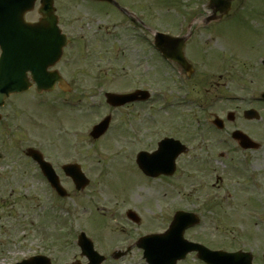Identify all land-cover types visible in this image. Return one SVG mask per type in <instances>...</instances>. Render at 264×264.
I'll use <instances>...</instances> for the list:
<instances>
[{
  "label": "rangeland",
  "instance_id": "1",
  "mask_svg": "<svg viewBox=\"0 0 264 264\" xmlns=\"http://www.w3.org/2000/svg\"><path fill=\"white\" fill-rule=\"evenodd\" d=\"M56 1L63 7L64 16L76 11L67 4L69 0ZM152 1L156 10L152 13L161 28V24L165 25L167 14L163 13L168 0ZM193 1L180 0L176 8ZM237 2H244L243 6L234 20L218 26L222 32L214 29L200 33V39L211 49L223 51V46L230 43L238 52L243 48L250 52L251 47L264 40V0ZM77 4L72 0V6ZM145 4L139 6L143 11L147 9ZM34 16V12L28 15ZM114 28L117 34V27ZM213 31L220 36L213 35ZM115 33L109 35V59L104 58L101 70L83 58L79 63L74 49H68L59 63L69 80L76 79L77 72L81 74L78 83L85 89L83 94L45 93L38 105L33 91L9 100L11 109L24 113L21 119L9 117L10 123L6 125V120L0 127V264H12L35 253L49 255L53 264H68L75 258L84 261L75 243L79 231L91 237L95 248L106 255L103 264H140L141 253L133 242L142 235L164 232L174 214L172 208L177 207L194 211L201 219L185 231L187 239L212 249L250 250L257 257V264H264V198L252 194L245 179V175L254 173L264 185V122H248L241 116L221 132L210 125L212 114L220 115L234 107L241 109L245 102L240 100L247 98L252 89L259 91L264 86V74L257 65L243 63L238 57L231 64H224L233 73L219 71L210 57L200 67V72L208 74L202 79L200 76L199 90L194 80L185 82L170 66L156 60L153 66L157 69L158 94L163 93L168 101L165 106L163 101H156V134L143 121L147 110L136 118V126L133 122L122 125V113L114 110L107 132L92 140L88 135L91 126L108 112L105 105L96 106L103 99L97 89L118 92L123 85H129V78L134 75V64L129 68L114 55L121 44L119 37H113ZM145 54L146 51L141 57ZM95 75L104 78L86 84ZM221 94L234 96L235 100H218L217 95ZM193 99L206 106L201 108L200 102ZM205 101L216 103L209 107ZM233 126H241L262 146L252 151L234 147L228 134ZM163 135H173L194 146L177 158L175 175L164 184L163 180L146 177L133 155L138 150L152 149L154 141ZM27 147L38 148L52 163L69 197L55 196L24 156ZM73 160L81 164L90 179L81 191L74 189L59 168ZM234 166L238 169H232ZM261 192L264 194L263 188ZM127 209L138 214L139 223L126 218ZM130 245L124 257L116 261L110 258L115 247L125 249ZM184 261L180 264H204L194 253H189Z\"/></svg>",
  "mask_w": 264,
  "mask_h": 264
},
{
  "label": "flooded vegetation",
  "instance_id": "2",
  "mask_svg": "<svg viewBox=\"0 0 264 264\" xmlns=\"http://www.w3.org/2000/svg\"><path fill=\"white\" fill-rule=\"evenodd\" d=\"M91 2L92 1L86 0L88 8L84 12L83 16L75 13L71 17L69 23L65 24V30L68 32L67 34L69 36L68 46L69 49H74L76 51V54L74 55L75 57L79 55L77 60L79 61V63H81V58H83L85 59L86 63L90 64L91 67L101 70L103 68L104 58L106 57V60L109 59V35L110 33H115L114 27H117V34H113V37H119L121 44L118 47V55L116 59H118L123 64H127L129 68L130 64H134V75L130 76V81L128 82L129 85H123L122 88H120V91L130 92L135 89H145L149 92V97L146 100L128 103L118 108L122 113L121 118L124 122L127 120L129 122L136 121V118L139 119L141 112L147 110L148 113L146 116H144L143 121L144 123L149 124L148 127L151 128V132L156 134V119L154 107L156 101L158 100V97L156 95L157 69L156 66H153V63L156 62V60H159V62L161 63H170L172 65L170 67H175L179 73H182L190 80H194L193 83H196V85H198L199 90L200 76L202 79L208 74L206 72H200V67L201 65L204 67L206 65L205 60L210 57L213 58L212 60L215 63L214 66L219 71L223 70L227 73H233L232 71L228 72V68L224 64L225 62L231 64L232 61H234L233 59L235 57H238L240 60H242L243 63H246L248 61L252 65H257L259 71H261L260 73L264 74V66L261 63L263 59L261 58L262 56L252 54V49L254 47L255 53L257 52L260 54H264V41H261L260 43L251 47L252 49L250 52L246 50L243 51L242 55H238V51L233 46V44L230 43H228L227 46H223V51L216 48L211 49L210 46L206 45V41L200 39V17L204 15L200 10V7L192 10L180 7L178 9L174 7L173 4H171L172 7L169 11L174 12V14H172L173 19L166 24V26L169 28V33L185 38L182 50L185 58L192 64L193 69L192 73L188 75L186 74L185 70L180 68V66L176 62L170 60H168L167 62L163 60L161 58L162 56L155 48L154 32H156L158 28L155 23L156 17L151 10V2L147 3V7L145 6V8L147 9H144V11L139 8V0H120V5L121 7H123L122 9H115L114 7L109 6L106 3L93 4ZM137 2H139V4ZM196 4L198 5L199 3L196 2ZM144 21L148 22V24H146ZM191 21L194 23H198L195 29L196 33L191 30ZM213 35L218 36L220 34L219 32L213 31ZM145 51L146 54L142 55L141 57V54H144ZM69 54L72 55L71 53ZM80 54H82V56ZM142 70L144 73L142 72ZM80 76L81 74L77 72L76 79L69 80V89L71 93H84L85 89H83V87H80L78 83ZM220 76L221 74H219V77ZM103 78L104 77L102 75H95L91 79H89V82H87L86 84H93L95 82L94 80L100 81V79L103 80ZM55 89L57 91H60V89L57 87ZM261 89H259V91L256 90V93L254 91L252 92V90L254 89L248 92L247 95L249 94V98L240 100V102H245V105L241 109H237L236 107H234V109L226 110L225 112L220 113L219 117L225 118V120L222 121V128L220 129L221 131H224L226 127L229 128L230 125H233V123H235L234 121H236L237 118H240L242 116V112L248 108H254L259 111V115L261 116L260 121L264 122V120H262L264 118V100L259 98L261 95V91H263L264 89V86ZM97 90H100V92L98 93L99 95H103L105 92L101 87H99ZM92 93L94 92L92 91ZM221 99V95L218 96V100ZM224 99L227 101H231V96L226 95ZM232 99L235 100V97ZM213 103L216 102L205 101V104H207L209 107L212 106ZM7 107L11 106H5L4 104L0 108L1 113H4L3 109L5 111L7 110ZM229 111L234 112V115H232L233 120L231 121L226 120V116ZM8 112H11V110H9ZM8 112L4 113L5 118H9L10 113ZM132 112L135 114H132ZM1 116L2 114L0 115V118ZM245 121L250 122L252 120ZM134 124L136 126L135 122ZM236 129H240L245 132V130L242 129L241 126H233L231 127V129H229L230 131L228 133L231 139V133ZM182 142L185 143L188 148L185 154L194 149V146L192 144L190 145L185 141ZM161 177L168 178L167 176Z\"/></svg>",
  "mask_w": 264,
  "mask_h": 264
},
{
  "label": "water",
  "instance_id": "3",
  "mask_svg": "<svg viewBox=\"0 0 264 264\" xmlns=\"http://www.w3.org/2000/svg\"><path fill=\"white\" fill-rule=\"evenodd\" d=\"M33 0H30V3L27 7L22 6L20 10L15 14L13 22L16 24H21L22 21L19 22V20L16 19V17L19 15V13L23 12L27 8H31V3ZM50 0H44V3H48ZM46 8L51 10L50 6L46 5ZM15 6H7V13H11L15 11ZM45 16H50L51 13H44ZM39 24V23H37ZM35 24V25H37ZM161 39L164 40L166 37L161 36ZM161 47H163L164 50L165 44H161ZM168 53V52H167ZM58 55V54H57ZM177 60H180L183 63V59L180 55H173ZM1 63V69H0V101L1 99L8 95L11 92L15 91H22L27 86V78L24 76V72L26 69H30L34 71L36 75L34 77L36 78L38 86H39V77L42 74L38 69L39 64L32 62L31 60H22L20 65H22V68L19 69L18 66L16 68L8 69L5 68V55L4 59ZM47 64H44L46 66ZM127 96H121L117 94H107L108 101L113 104H120L123 102V100H128L126 98ZM131 98V97H130ZM246 117L252 118L253 113L251 111H247L245 113ZM107 119H105L101 124H99L96 128L97 130H103L106 126ZM94 135H96L94 133ZM233 136L239 141L240 145L244 148L246 147H255L257 146L255 143H253L247 136L240 132H235ZM27 154L33 156L34 158L41 160L42 166L48 165L47 163H43L40 156L33 151L32 149H29ZM157 155L147 156L144 153L140 154L138 157V160L140 162V166L142 169L151 174H156L160 172L159 168L165 169L164 166L155 164ZM175 155H169L167 158L169 159V162L171 163V170L173 169L172 163L174 160ZM157 161L160 162V159L157 158ZM76 167V169L74 168ZM65 171L67 174H69L74 183L76 184V188H80L86 184V179L84 178V175L80 172L78 166H71L67 165L64 166ZM47 174L52 178L54 187L57 189V191L64 195V190L60 187L58 182L56 181V177H53V171L51 168H47ZM128 215L134 219L137 220L136 217L132 213H128ZM198 220L197 218L192 214H183V213H177L173 222L171 223V226L169 230L162 235H150L145 236L139 239L138 245L144 247V256L151 264H159L158 260H163L162 264L167 263L168 261H175L176 258H179L181 256H184L185 252L191 249H197L198 250V256L205 261H207L209 264H251V255L247 252H232V253H223L221 251H210L206 249L205 247L201 245H194L191 243H186L182 240V232L186 226L192 225L196 223ZM87 241V242H86ZM79 242L81 243L83 247V251L87 253L88 257L91 259L88 264H100L101 260L103 259L102 256H99L96 252L93 251L91 244L88 240L84 237V234L81 233ZM182 242V251L179 252V245ZM179 248V249H178ZM118 256V255H114ZM159 257V258H158ZM16 264H50L48 258L44 256H36L33 258H30L28 260H23ZM72 264H78L72 263Z\"/></svg>",
  "mask_w": 264,
  "mask_h": 264
}]
</instances>
